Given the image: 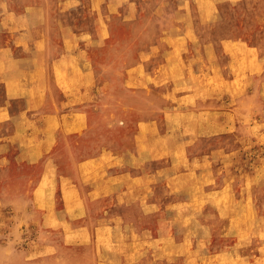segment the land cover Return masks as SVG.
I'll use <instances>...</instances> for the list:
<instances>
[{"label":"rangeland","instance_id":"obj_1","mask_svg":"<svg viewBox=\"0 0 264 264\" xmlns=\"http://www.w3.org/2000/svg\"><path fill=\"white\" fill-rule=\"evenodd\" d=\"M0 156V264H264V0H0Z\"/></svg>","mask_w":264,"mask_h":264},{"label":"crops","instance_id":"obj_2","mask_svg":"<svg viewBox=\"0 0 264 264\" xmlns=\"http://www.w3.org/2000/svg\"><path fill=\"white\" fill-rule=\"evenodd\" d=\"M0 157H2V156H0ZM17 159V157L16 158H14L13 160H16ZM6 161V162H5ZM4 161V157L3 158H1L0 159V166L1 165H3V164H5V163H7V164H9V162L11 161V159H9V160H5ZM29 164H32V163H35L36 162V160L34 161V159L33 160H28L27 161ZM2 167V166H1ZM29 168H31V166H28ZM6 172H5V170H3V168H0V178L2 179V178H4V177H6V179H8L9 178V176H10V174H5ZM24 173V172H23ZM32 176L30 175V176H28V177H26V179H29V178H31ZM4 184H5V181H4ZM34 188V187H33ZM33 188H32V190H33ZM4 189V188H3ZM1 190V189H0ZM5 190V189H4ZM23 253V255L25 254L24 252H22ZM23 259L25 260L24 261V264H36L35 262H33L34 260L33 259H30V258H28V257H26L25 255H24V257H23Z\"/></svg>","mask_w":264,"mask_h":264}]
</instances>
